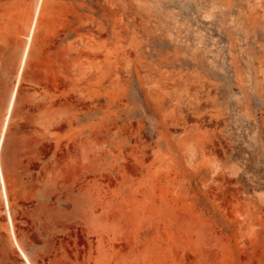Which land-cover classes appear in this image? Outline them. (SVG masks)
Listing matches in <instances>:
<instances>
[{"label":"rangeland","instance_id":"1","mask_svg":"<svg viewBox=\"0 0 264 264\" xmlns=\"http://www.w3.org/2000/svg\"><path fill=\"white\" fill-rule=\"evenodd\" d=\"M31 2L0 0V130ZM1 160L34 264H264V0H45Z\"/></svg>","mask_w":264,"mask_h":264},{"label":"bare ground","instance_id":"2","mask_svg":"<svg viewBox=\"0 0 264 264\" xmlns=\"http://www.w3.org/2000/svg\"><path fill=\"white\" fill-rule=\"evenodd\" d=\"M44 3H45V0H32L31 2L30 14L28 16L27 33L25 35L26 42H25L22 55L20 57L16 80L12 88L10 97H9V102H8L6 112L2 120V125H1V130H0V197L3 202V206L5 210L4 212L6 213V223H7L10 237L12 239V242L19 249L26 264H34V263L30 259V257L27 255V253L24 251V249L22 248V246L20 245L16 237L14 221H13V217L11 213V203L9 200V194H8V189H7V182H6V177L4 174L2 160H1V153H2V148H3L6 132L8 130V126H9L11 116L13 113V109H14V105L16 102L17 93H18V89H19L20 82L22 79V75H23V72L27 64V59L29 56L31 44H32L33 37L36 33V30L39 24L40 13L44 6Z\"/></svg>","mask_w":264,"mask_h":264}]
</instances>
